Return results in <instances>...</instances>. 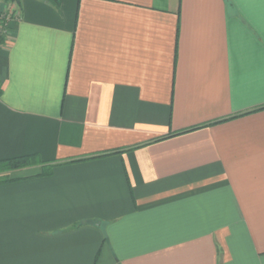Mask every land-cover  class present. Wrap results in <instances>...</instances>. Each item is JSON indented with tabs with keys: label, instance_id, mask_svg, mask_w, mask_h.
Returning a JSON list of instances; mask_svg holds the SVG:
<instances>
[{
	"label": "crops",
	"instance_id": "1",
	"mask_svg": "<svg viewBox=\"0 0 264 264\" xmlns=\"http://www.w3.org/2000/svg\"><path fill=\"white\" fill-rule=\"evenodd\" d=\"M10 4L0 264H264V0Z\"/></svg>",
	"mask_w": 264,
	"mask_h": 264
},
{
	"label": "trees",
	"instance_id": "2",
	"mask_svg": "<svg viewBox=\"0 0 264 264\" xmlns=\"http://www.w3.org/2000/svg\"><path fill=\"white\" fill-rule=\"evenodd\" d=\"M6 2H15L18 0H4ZM51 2H55L56 0H49ZM0 42L3 43L4 39H0ZM0 95H1V89H0ZM41 161L39 158L35 155H29V156H24V157H18V158H13V159H8L4 161H0V182L3 181V179L8 178L7 173L17 171L20 169L28 168L35 166L37 164H40ZM44 174L50 173V170H46L43 172ZM6 181V180H4Z\"/></svg>",
	"mask_w": 264,
	"mask_h": 264
},
{
	"label": "built area",
	"instance_id": "3",
	"mask_svg": "<svg viewBox=\"0 0 264 264\" xmlns=\"http://www.w3.org/2000/svg\"><path fill=\"white\" fill-rule=\"evenodd\" d=\"M21 18V10L14 4L0 10V39H4L3 43L0 42V49L5 47L10 40L11 25L19 22Z\"/></svg>",
	"mask_w": 264,
	"mask_h": 264
}]
</instances>
